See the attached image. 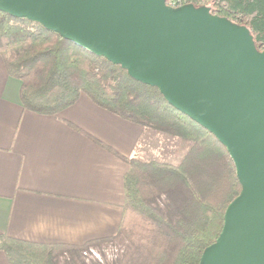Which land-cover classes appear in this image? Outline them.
Masks as SVG:
<instances>
[{
	"label": "trees",
	"instance_id": "16d2710c",
	"mask_svg": "<svg viewBox=\"0 0 264 264\" xmlns=\"http://www.w3.org/2000/svg\"><path fill=\"white\" fill-rule=\"evenodd\" d=\"M208 7L249 30L264 50V0H174ZM0 58L21 82L23 108L55 116L85 95L107 112L177 140L176 164L123 158L125 203L113 237L83 246L38 245L0 236L8 264H200L217 240L228 205L241 192L227 150L207 130L170 106L157 88L130 78L118 65L85 52L41 25L0 12ZM105 148L103 145H101ZM106 149V148H105ZM113 249L106 259L104 250ZM95 249L102 261H86Z\"/></svg>",
	"mask_w": 264,
	"mask_h": 264
},
{
	"label": "water",
	"instance_id": "95a60500",
	"mask_svg": "<svg viewBox=\"0 0 264 264\" xmlns=\"http://www.w3.org/2000/svg\"><path fill=\"white\" fill-rule=\"evenodd\" d=\"M169 0H0L133 80L211 133L241 185L200 264H264V50L247 28Z\"/></svg>",
	"mask_w": 264,
	"mask_h": 264
},
{
	"label": "crops",
	"instance_id": "0c3cea01",
	"mask_svg": "<svg viewBox=\"0 0 264 264\" xmlns=\"http://www.w3.org/2000/svg\"><path fill=\"white\" fill-rule=\"evenodd\" d=\"M20 89L0 58V236L75 247L113 237L128 167L110 151L147 160L149 130L85 95L55 116L29 112Z\"/></svg>",
	"mask_w": 264,
	"mask_h": 264
},
{
	"label": "rangeland",
	"instance_id": "374dc122",
	"mask_svg": "<svg viewBox=\"0 0 264 264\" xmlns=\"http://www.w3.org/2000/svg\"><path fill=\"white\" fill-rule=\"evenodd\" d=\"M207 8H209V6ZM149 133V142L147 145V151H149V155H147L148 159H144L142 161H157L173 165L176 164L181 156L177 152V140L169 137L168 135L159 134L151 130H149ZM144 149H146V146H144ZM92 251L93 252H90L88 250L83 253L85 260H95L101 262L102 256L97 252V250L92 249ZM104 254L106 259H111L113 257V249L111 247L106 248L104 250Z\"/></svg>",
	"mask_w": 264,
	"mask_h": 264
},
{
	"label": "built area",
	"instance_id": "2783aa9c",
	"mask_svg": "<svg viewBox=\"0 0 264 264\" xmlns=\"http://www.w3.org/2000/svg\"><path fill=\"white\" fill-rule=\"evenodd\" d=\"M166 5L171 8H177L180 7L174 0H169L166 2ZM90 252H93L92 250H89Z\"/></svg>",
	"mask_w": 264,
	"mask_h": 264
}]
</instances>
